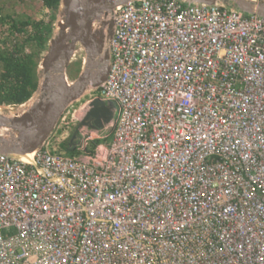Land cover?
<instances>
[{
    "label": "built area",
    "instance_id": "obj_1",
    "mask_svg": "<svg viewBox=\"0 0 264 264\" xmlns=\"http://www.w3.org/2000/svg\"><path fill=\"white\" fill-rule=\"evenodd\" d=\"M109 52L30 160L0 153V264H264V19L135 0ZM95 98L113 120L78 127Z\"/></svg>",
    "mask_w": 264,
    "mask_h": 264
},
{
    "label": "water",
    "instance_id": "obj_2",
    "mask_svg": "<svg viewBox=\"0 0 264 264\" xmlns=\"http://www.w3.org/2000/svg\"><path fill=\"white\" fill-rule=\"evenodd\" d=\"M131 1L135 0H60L58 9L61 18L39 61L36 92L26 103L13 106L12 109L0 106L1 154L20 160L31 157L51 137L63 113L104 82L111 61L109 43L113 35V17L117 8ZM177 1L191 5L220 6L264 19V1ZM77 47H80L84 58L78 76L70 81L67 69ZM32 99L35 101L32 102V108H21ZM117 109L116 102L95 98L78 127L100 129L113 120ZM109 132H112V128ZM76 142L77 130L70 138L69 150L73 149Z\"/></svg>",
    "mask_w": 264,
    "mask_h": 264
},
{
    "label": "trees",
    "instance_id": "obj_3",
    "mask_svg": "<svg viewBox=\"0 0 264 264\" xmlns=\"http://www.w3.org/2000/svg\"><path fill=\"white\" fill-rule=\"evenodd\" d=\"M60 0H43L44 7L56 12ZM0 28L9 26V35H20L31 29V35L16 42L11 49L0 47V106H15L26 103L39 85V57L46 49L52 35L50 23L33 22L29 18L1 15ZM30 51H27V49ZM63 146L66 152H74Z\"/></svg>",
    "mask_w": 264,
    "mask_h": 264
},
{
    "label": "rangeland",
    "instance_id": "obj_4",
    "mask_svg": "<svg viewBox=\"0 0 264 264\" xmlns=\"http://www.w3.org/2000/svg\"><path fill=\"white\" fill-rule=\"evenodd\" d=\"M0 10L2 11L1 15L11 14L14 17H21L25 19L29 18L33 22L43 21L44 23H50L52 27V33L55 32L57 21L61 18L60 10L58 9L56 12H53L51 10L46 9L44 7L43 0H0ZM29 35H31L30 28L27 29L25 33L10 36L9 26H2L0 28V47L5 48L7 50L11 49L16 42L25 40ZM27 51H30V49L28 48ZM44 52L45 50L40 54L39 61ZM75 55L76 56L73 57L72 62L70 63L67 69V76L70 81L74 80L78 76L79 71L81 69L83 54L81 52L80 47H77ZM88 99L89 96L87 94L80 100L79 103L73 105V107L69 109V115H67V117L73 114L74 110H76L79 106L83 105L84 102ZM33 101L34 100L32 99L27 106H22L21 108L24 110L32 108ZM2 108L12 109L13 106L3 105ZM73 132L74 130H72V133ZM54 143V146L56 147L57 143Z\"/></svg>",
    "mask_w": 264,
    "mask_h": 264
},
{
    "label": "bare ground",
    "instance_id": "obj_5",
    "mask_svg": "<svg viewBox=\"0 0 264 264\" xmlns=\"http://www.w3.org/2000/svg\"><path fill=\"white\" fill-rule=\"evenodd\" d=\"M84 112H85V111H84ZM26 159H29V160H30V159H31V157H27Z\"/></svg>",
    "mask_w": 264,
    "mask_h": 264
}]
</instances>
